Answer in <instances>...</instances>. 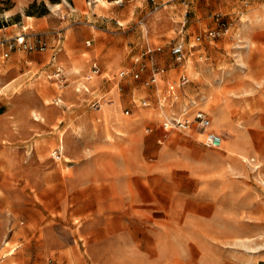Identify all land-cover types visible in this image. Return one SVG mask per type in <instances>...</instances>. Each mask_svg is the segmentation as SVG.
Listing matches in <instances>:
<instances>
[{"label":"rangeland","instance_id":"obj_1","mask_svg":"<svg viewBox=\"0 0 264 264\" xmlns=\"http://www.w3.org/2000/svg\"><path fill=\"white\" fill-rule=\"evenodd\" d=\"M39 16L96 40L69 49L65 85L34 68L0 93V264L264 263V0H0V26ZM183 107L212 126L165 129Z\"/></svg>","mask_w":264,"mask_h":264},{"label":"built area","instance_id":"obj_2","mask_svg":"<svg viewBox=\"0 0 264 264\" xmlns=\"http://www.w3.org/2000/svg\"><path fill=\"white\" fill-rule=\"evenodd\" d=\"M218 26L216 28H212L206 31V36L209 38H214L221 35L223 32L228 31V27L224 23V21L217 18ZM27 28L23 32L14 34V35H5L3 32V27L0 26V47H2V51L0 52V64L10 57L11 51L16 49H21L24 51L35 52V51H44L48 48V38L50 35H56V32L47 31V30H33L27 31ZM56 43L60 44L61 37L59 33L56 35ZM202 36H198L196 40L201 41ZM87 44H90V41H87ZM161 46H157L152 48L150 46L147 47L145 53H150L155 50H161ZM171 54L175 56L177 61H181L183 57H185V48L182 43L175 44L171 49ZM146 68V65H142L135 71H131L130 69H123L119 72L120 79H125L130 77L132 79H139L143 73V70ZM165 71L164 68L160 66L154 65L150 69V75L145 78L144 84L145 85H152L158 82L159 78L161 77L162 73ZM101 71L99 66L94 63L90 68L89 74L86 75V80L89 81L93 79L94 76L100 75ZM55 77L58 78L63 85H65L66 77L64 76L63 70L58 68L55 71ZM184 82H186L187 78L184 77ZM86 90L88 88L83 86ZM77 90H80L79 88ZM176 99V98H175ZM144 105H147L148 102L144 101ZM189 105V104H187ZM182 113L178 116L174 113H170L169 115H165L163 120V127L165 129H180V130H189L192 128L200 129L205 131L206 129L212 126V120L209 115L201 110L198 109L195 111L194 115L190 117L188 107H183ZM126 114L130 113L129 109L125 110ZM206 143L212 147H220L223 144V137L220 133L214 130H207L206 131ZM57 153V152H55ZM60 158V156H58Z\"/></svg>","mask_w":264,"mask_h":264},{"label":"crops","instance_id":"obj_3","mask_svg":"<svg viewBox=\"0 0 264 264\" xmlns=\"http://www.w3.org/2000/svg\"><path fill=\"white\" fill-rule=\"evenodd\" d=\"M24 22L25 21H19V22L13 23V24H8L7 26L2 25L1 27H3V29H4L3 32L5 35L18 34V33L23 32L27 28H33V24H24ZM35 25H36V27L40 28L39 30H45V28H44L45 25H48L47 17L46 16L36 17ZM13 26L17 27V29L12 30L10 33L5 31L6 29L11 28ZM82 30L83 31H80V34H79L80 36L71 37L69 41L66 40V38L62 39V37H61L60 44L56 43V38H54V37H56V35H54V34L50 35L48 38V48L44 51L29 52V51H24L21 49H16V50L11 51L10 57L8 59L4 60L0 64V66H3L6 63H9V67H6L4 70L0 69V93L3 94L4 93L3 90L5 88L12 87V88H14V94H15L16 92H18L17 90L23 84L28 85L25 82H23V80H27L30 73L32 74V75H30V77L34 75V72H35L34 68H37L40 70L44 67H45V69H50L52 67V68H55V71L58 68H61L63 70L64 76L67 79L64 67H66L65 64H68V65L71 64V59L67 56V55H69V49L75 50L77 52V54H80V51L86 48L85 43H87V41H90V43H91L92 39L96 40V38H95L96 36H95V33L93 31H91L90 29H86V30L82 29ZM65 31L66 30H64V32ZM53 32H56V31H53ZM59 35H62V32H60ZM86 38H88V39H86ZM177 43L178 42H176L175 44H177ZM94 44H96V42H94ZM115 48H117V44L112 43L110 46H107L108 51H111L112 49H115ZM2 49L3 48L0 47V52L2 51ZM91 51L94 52L93 50H91ZM94 54L96 55L97 51H95ZM49 57H50V59L48 61ZM94 63H96L98 65L97 60ZM98 66H99L100 71H101L100 74H102V72H103L102 68L100 65H98ZM90 68H91V66H90ZM21 69H23V71H21ZM89 72H90V69H89ZM23 76H26V77H23ZM2 98H4V97L0 96L1 100H3ZM6 104H7L6 101H1L0 102V108L3 106L6 107L7 106ZM0 114H2V113H0ZM42 116H43V114H42ZM44 121L45 120H41V121L36 120V123H37V125L44 127ZM41 129H43V128H41ZM10 135H13V134H10ZM26 135H35V133L28 129V132L26 133Z\"/></svg>","mask_w":264,"mask_h":264},{"label":"trees","instance_id":"obj_4","mask_svg":"<svg viewBox=\"0 0 264 264\" xmlns=\"http://www.w3.org/2000/svg\"><path fill=\"white\" fill-rule=\"evenodd\" d=\"M261 264H264V263H261Z\"/></svg>","mask_w":264,"mask_h":264},{"label":"bare ground","instance_id":"obj_5","mask_svg":"<svg viewBox=\"0 0 264 264\" xmlns=\"http://www.w3.org/2000/svg\"><path fill=\"white\" fill-rule=\"evenodd\" d=\"M224 142V141H223Z\"/></svg>","mask_w":264,"mask_h":264}]
</instances>
